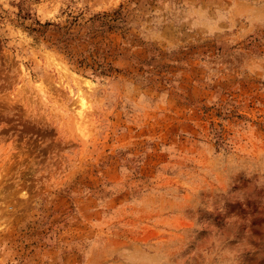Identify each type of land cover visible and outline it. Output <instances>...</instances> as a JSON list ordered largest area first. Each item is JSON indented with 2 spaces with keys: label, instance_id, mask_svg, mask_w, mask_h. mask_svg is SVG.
Wrapping results in <instances>:
<instances>
[{
  "label": "rangeland",
  "instance_id": "374dc122",
  "mask_svg": "<svg viewBox=\"0 0 264 264\" xmlns=\"http://www.w3.org/2000/svg\"><path fill=\"white\" fill-rule=\"evenodd\" d=\"M0 264H264V0H0Z\"/></svg>",
  "mask_w": 264,
  "mask_h": 264
},
{
  "label": "trees",
  "instance_id": "16d2710c",
  "mask_svg": "<svg viewBox=\"0 0 264 264\" xmlns=\"http://www.w3.org/2000/svg\"><path fill=\"white\" fill-rule=\"evenodd\" d=\"M111 15H114V17H110ZM116 15H118L116 10L111 13L101 12L93 14L88 19V24L85 26L86 30L82 34H74L70 31V25L72 24L70 21L64 25L46 21L40 24L35 21L34 24H37L40 28L31 27L30 30L37 31L39 35H43L45 31L43 28L52 26L51 30L55 32V35L51 36V46L63 51L68 60H71L76 67L88 68L91 71V76H106L115 71V69L110 63L102 61V50H99L97 43L92 42L91 38L94 37L95 32H102V25L110 27V22L117 18ZM95 22L96 25L94 24ZM74 40L84 41L88 47L82 51L75 52L70 47V42Z\"/></svg>",
  "mask_w": 264,
  "mask_h": 264
}]
</instances>
